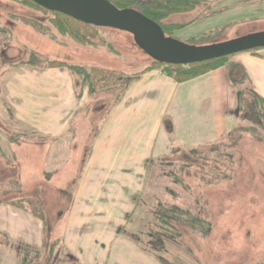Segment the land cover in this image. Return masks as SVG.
I'll list each match as a JSON object with an SVG mask.
<instances>
[{
    "label": "rangeland",
    "instance_id": "obj_1",
    "mask_svg": "<svg viewBox=\"0 0 264 264\" xmlns=\"http://www.w3.org/2000/svg\"><path fill=\"white\" fill-rule=\"evenodd\" d=\"M194 4L192 11L171 14L156 25L164 41L203 47L264 32V0H195ZM140 8L137 4L120 10V14L141 18ZM23 18L40 22L59 46L29 30L24 32ZM57 19L26 0H0V202L33 200L40 208L43 206L50 219L47 231L43 222V248H37L34 240L32 246L28 240H18L22 248L16 250V242L11 249L15 258L8 259V253L0 251V264H134V248L144 250L151 264H264V132H247L252 125L249 121L241 119L234 134L215 146L198 147V154H172L178 147L174 144L172 155L164 158L160 152L169 137L168 124L158 126L151 120L133 127V138L142 142L137 160L128 166L135 169L133 173L145 169L147 161L161 159L152 161L145 205L140 204L127 222L123 221L115 193L105 192L100 186L105 168L113 166L97 157L90 160L91 152L87 151L112 115L114 99L123 90L110 95L108 88L98 82H94L95 93L89 85L83 87L90 91V114L87 123H80L75 143L68 136L55 143L39 139L28 142L33 131L21 128L7 108V76L3 79L2 75L14 60H32V52L43 59H75L80 66L122 72L119 75L141 73L154 61H171L156 51L146 53L145 38L137 33L100 28L93 40L95 45L77 44L58 28ZM163 25L172 28L163 33ZM178 26L181 28H175ZM72 41L78 47L72 52L68 49L69 53L65 47ZM44 60L37 63L42 68L50 63ZM170 139L175 142L173 136ZM81 179L87 193H78ZM76 199L87 201L88 208L76 207L73 211L74 224L68 232L73 236L71 261L63 250L64 243L51 242L48 229L52 226L54 237H62L63 242L70 214L67 207ZM125 207L128 210L129 206ZM3 208L11 209V205ZM31 221V238H35L34 228L40 220L37 217ZM122 226V236L132 237L130 243L134 246L117 238ZM76 229L81 233L76 234Z\"/></svg>",
    "mask_w": 264,
    "mask_h": 264
},
{
    "label": "crops",
    "instance_id": "obj_2",
    "mask_svg": "<svg viewBox=\"0 0 264 264\" xmlns=\"http://www.w3.org/2000/svg\"><path fill=\"white\" fill-rule=\"evenodd\" d=\"M24 28V32L29 30L59 46L56 40L43 37L31 28ZM76 46L78 47L72 41L65 48L72 52ZM69 50L67 52L71 53ZM44 59L78 65L74 62L75 59L56 60L48 56H44ZM24 60L20 58L11 62L9 70L2 75L3 79L7 76L6 99L11 119L15 120L21 128L33 131L28 142L39 139L55 143L68 136L75 143L80 123H83L82 126L87 123L88 114H90V91L88 93V90H84L81 78L68 68L36 67L27 64L28 61ZM241 92L246 93V97L253 92L264 99V49L240 53L225 66L183 83H178L161 71H147L120 92L114 99L112 115L105 121L93 147L87 151L91 152L90 160L97 157L113 166L105 168L103 173L105 178L100 181V186L104 187L105 192L115 193L117 205L122 207L121 216L124 222H127L128 216L140 207V204L145 205L146 198L150 194L148 181L153 174L151 171L153 168L150 169L152 161L174 153L187 151L190 154L198 150L200 146L203 148L215 146L234 134L242 119L237 114ZM151 120L158 122V126L167 123L169 137L163 143L161 158L147 161L145 169L138 170L134 174L135 169L128 166L133 160H137L142 142L133 138L132 130L133 127L141 126ZM170 136L175 138L174 143ZM174 144L192 149L183 150L175 147L172 153L171 148ZM77 187L78 193H87L84 180L81 179ZM117 191L125 192L120 195L116 193ZM28 201L21 199L0 202V214L3 209V216L0 217V233L5 235L0 234L2 236L0 251L3 254L8 253L6 254L8 259L15 258L14 251L11 249L16 242L18 243L16 250L22 248L20 245L22 243L18 240H28L31 246L34 240L37 248H43L42 243L45 241L43 222L45 221L47 231L50 220L48 212L44 213L41 205L40 209L44 218L35 216L27 208ZM21 202L25 203L24 208L16 205ZM6 204L11 205V209L3 208ZM125 206H129L128 210H125ZM76 207L88 208L87 201L76 199L72 204L69 203L67 208L70 209V214L67 218L63 242L62 237L60 239L57 236L54 237L52 226L48 229L51 242L56 241L58 245L64 243L63 250L68 252L67 255L70 256L71 261L73 244H70V240L73 236H68V232L74 224L73 211ZM27 211L40 220L34 228L35 238H31L33 229L30 227L31 220L34 221V218L29 216ZM12 218L14 221L11 220ZM75 220L76 218L74 222ZM123 227L117 232V238H120L123 243L127 242L134 246L130 243V240L134 241L132 237L122 236ZM75 233H81V229H76ZM134 249L132 259L134 264H151L152 259L144 250Z\"/></svg>",
    "mask_w": 264,
    "mask_h": 264
},
{
    "label": "trees",
    "instance_id": "obj_3",
    "mask_svg": "<svg viewBox=\"0 0 264 264\" xmlns=\"http://www.w3.org/2000/svg\"><path fill=\"white\" fill-rule=\"evenodd\" d=\"M26 1L30 2L34 6L46 12L53 13L45 10L44 8L32 2L31 0ZM194 1L195 0H107L108 3H110L118 10L133 8L135 7V5L140 4V11L142 13V16L148 21L159 25L171 14L188 13L192 11L195 8ZM53 14L56 18H58L55 21V24H57L58 28H61L63 32L69 35L77 44L90 46L95 45L93 40L96 38L95 35H97V30H99L100 28L79 22L61 13L54 12ZM21 20L26 27L31 28L43 37L48 36L49 39L54 40L53 36H50L44 32L46 28H44L40 22L28 18H23ZM170 28L172 27H167L163 25L161 29L163 33H168V30ZM175 28L180 29L181 27L178 26ZM31 54L33 59L29 60L28 62H25L32 66L42 67L37 63H41L45 60L41 57H38V55H36L35 53L31 52ZM229 58L230 56L210 61L187 64L166 63L153 60L154 64L151 65L149 68L145 69L141 73L137 72L132 75H119V73L122 72H113L95 66L85 67L80 65L61 63L57 61H50L48 67L68 68L78 74V76L82 80L84 87H87L89 85V90H92V93H95L94 91L96 88L94 87V82H98L99 84L101 83L104 87L108 88V94L114 95L120 90H125L131 82H133L135 79H137V77L147 71H161L167 76L175 79L178 83H183L225 66L229 62ZM118 84H121V87L117 86ZM106 91L107 89H105V92ZM239 96L240 107L238 108L237 114H239L243 120L245 119L252 124L250 129L247 130V132H254V129H257L259 131L261 130L264 132V99L253 92L250 93V101H247L248 99L246 97V93L244 92H241ZM197 151L198 150H194L191 153L193 155L198 154ZM16 205L20 208H24L26 206L24 202L16 203ZM27 206L28 210H30L35 216L43 217V213H41L42 211L37 202L29 200L27 202Z\"/></svg>",
    "mask_w": 264,
    "mask_h": 264
},
{
    "label": "water",
    "instance_id": "obj_4",
    "mask_svg": "<svg viewBox=\"0 0 264 264\" xmlns=\"http://www.w3.org/2000/svg\"><path fill=\"white\" fill-rule=\"evenodd\" d=\"M31 1L47 11L61 13L87 25L127 34L137 33L142 39L145 38L146 53L156 51L163 54L171 59L166 63L187 64L210 61L264 48V32L237 41H224L203 47L182 46L174 42H166L156 29L158 24L148 21L143 16L141 18L124 16L107 0Z\"/></svg>",
    "mask_w": 264,
    "mask_h": 264
}]
</instances>
